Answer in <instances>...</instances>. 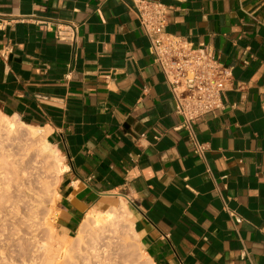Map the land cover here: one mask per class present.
Here are the masks:
<instances>
[{
    "label": "crops",
    "instance_id": "crops-1",
    "mask_svg": "<svg viewBox=\"0 0 264 264\" xmlns=\"http://www.w3.org/2000/svg\"><path fill=\"white\" fill-rule=\"evenodd\" d=\"M154 1L170 10L166 33L209 46L233 75L225 109L195 126L204 160L134 0H0V115L49 130L65 155L70 235L126 201L154 264H264V0ZM71 23L75 46L56 37Z\"/></svg>",
    "mask_w": 264,
    "mask_h": 264
},
{
    "label": "rangeland",
    "instance_id": "rangeland-1",
    "mask_svg": "<svg viewBox=\"0 0 264 264\" xmlns=\"http://www.w3.org/2000/svg\"><path fill=\"white\" fill-rule=\"evenodd\" d=\"M49 141L51 144H53L55 149L59 150L56 144L52 141L51 137ZM30 151L32 152V149H30ZM26 153L25 157H28V152ZM32 153H35L34 150ZM32 153L29 154V161L24 157V152L22 153V155L17 154L18 157L16 156V159L18 158L19 160L20 158L23 162H20L21 160H16L14 162L15 159L4 160L1 158L3 156H0V172L7 173L6 170H10L9 175L11 178V182L9 187L10 189H8L7 192H11L8 196H10V200L12 201L10 203V208L8 207L9 209L7 208V210L10 211L13 208L12 211H8L9 214H7L6 211V214L5 212L3 213L5 214V217H2L3 219L0 215V264H94L95 262L99 264H143L145 262V264H147L148 261L145 250L143 249L142 245L138 243V238H132L130 236V232L128 236L126 235L128 231L124 232L125 235L123 236V238H126L125 236H127L128 238V240L126 238V241H124L126 244L125 248H128V251L122 253L120 252L121 249H119L120 246L118 247V245H113L114 238H111L113 239V242L111 240L110 243L109 237H107L108 239L105 238L103 241V238H98L97 242L92 241V243H88L89 245L86 244L78 247L73 246L76 245L73 244V240L76 238L75 235H78L79 229H77L75 233H72L70 235L65 230L64 225L61 222L58 195L59 183L58 185L56 184L58 178L56 177V180L55 176L51 174L53 173L52 171L51 173H49V171L45 169L46 167H41V165H43L41 163H44L43 160H40L38 162V160L35 159L37 158V156L33 154L35 156L33 158ZM60 154L62 160L67 165L65 155L61 151ZM30 156H32V158L34 159L33 167L39 166L38 163H40L41 165L39 166V168L37 167L33 169L31 167L32 163L29 164L28 162H32L33 159ZM34 162H36L37 165H34ZM27 163L29 164V166L26 167ZM15 164H17V166ZM29 167L31 168V170ZM40 168L42 169V171ZM43 171L49 173L44 174V177L47 176V178L42 177L44 173ZM23 172H27L29 174L25 176L27 173L24 174ZM2 175L3 174H0V177H2ZM40 175L44 179L40 178ZM27 177H29V179ZM49 178L51 181L56 180V182H53V184L51 182L50 184ZM45 179L48 181L47 183L46 181H44ZM2 180H0V184L6 182V186H9L7 183L8 180ZM24 183L27 184L25 185L26 187L23 186ZM46 184H50L52 187L50 185L47 186ZM44 185H46L47 188L50 187L51 191H48L49 195L48 193L45 194V192L47 191L43 192V189H40V187H43ZM21 186L24 188H21ZM26 190H29V193L26 192ZM39 191L43 192V194H45V197L44 195L38 194ZM24 193L30 195L29 197L32 199L34 198V200H27V198L25 197L28 196H25ZM100 239L101 242H99ZM62 241L67 242V244L63 243ZM71 241L72 245H69ZM90 245L93 248H91ZM97 245V251H100H98V255V252L92 253L93 251H96L95 249ZM79 247H81V250L78 249ZM131 247H134L135 251L131 252ZM67 250H69V252ZM126 256L129 257V260L126 259ZM134 259H136V261H139H137L136 263H132V260ZM99 260L101 263L99 262Z\"/></svg>",
    "mask_w": 264,
    "mask_h": 264
},
{
    "label": "built area",
    "instance_id": "built-area-1",
    "mask_svg": "<svg viewBox=\"0 0 264 264\" xmlns=\"http://www.w3.org/2000/svg\"><path fill=\"white\" fill-rule=\"evenodd\" d=\"M140 28L150 42V54L160 68L173 94L175 113L182 118L179 129L187 132L193 153L204 160L208 145L199 140L195 126L209 115L225 109V93L233 85L231 69L215 58L212 48L195 47L180 37L166 33L167 5L154 0H134ZM57 40L75 46L79 28L75 23L57 27ZM237 225L242 217L229 211Z\"/></svg>",
    "mask_w": 264,
    "mask_h": 264
},
{
    "label": "bare ground",
    "instance_id": "bare-ground-1",
    "mask_svg": "<svg viewBox=\"0 0 264 264\" xmlns=\"http://www.w3.org/2000/svg\"><path fill=\"white\" fill-rule=\"evenodd\" d=\"M50 133L51 132L47 129L34 128V127H30L28 125H25L18 118H8V117H5L3 115H0V156H3L1 158L4 160L15 159L14 160V162H15L16 160H18V158L16 159V156L18 157L17 154L22 155V153L24 152L23 155L25 157V155L27 154L26 152H28V157H29V154H31L34 150L35 153H32V155L35 154L37 156V158H35V159H37L38 162L40 160H43V162H44V163H41L43 165L38 163L39 166L41 165V167L43 166V168L46 167L45 169H47L49 171V173H51V171H52L53 173H51V174H53L55 176V178L56 177L58 178V181L56 183L58 185L59 178H60L61 174L64 172L66 164L61 158L60 151L55 149L53 144L50 143V141H49V139L51 137ZM30 149H32V152L30 151ZM28 157H25V158L28 160ZM30 157L32 158V156H30ZM34 157L35 156L33 155V158ZM31 158H29V159H31ZM20 160L21 159L19 158L18 161H20ZM33 161H34V159L32 160V162L31 161L28 162L29 164L32 163L31 167L33 169H35L37 167L39 168V166L33 167ZM20 162H23V161L21 160ZM7 163H5V164H7ZM34 163H35L34 165H37L36 162H34ZM17 164H15V165L17 166ZM27 164H26V167L29 166V164L28 165ZM29 168H28V170H29ZM25 170H26V168H25ZM30 170H31V168H30ZM6 171H7V173L0 172V174H3L2 177H0V180H2V179L6 180V181L8 180L7 183L9 185V186H6L7 185V184H5L6 182L5 183L3 182L0 184V191H1V194H0V215H1V218L5 217L6 212H7V214H9L8 213L9 210H7V208L8 207L10 208V206H11L10 203L12 201V200H10V196H8V195H10L11 192H7L8 189H10L9 187H10V182H11L10 181L11 178L9 175L10 170L7 169ZM41 171H42V169H41ZM43 172L44 173H43L42 177H44V174L47 173L45 171H43ZM26 173H24V174H26ZM49 173H47V174H49ZM28 174L29 173H27L25 176H27ZM41 175H42V173H41ZM41 175H40V178H42ZM27 178L29 179V177H27ZM44 178H47V176ZM44 178H42V179H44ZM57 178H56V180H57ZM4 180H2V181H4ZM49 180H50V178H49ZM56 180H53V181L50 180V184H51V182L53 184V182H56ZM44 181H46V183L48 182L46 179ZM26 183H24L23 186L27 185ZM40 184H41V182H40ZM50 184H46V185L49 186ZM46 185H44L43 187H40V189H43V192L47 191V192H45V194H47L48 191L50 190V187H48L49 188L48 189ZM21 188H24V187L21 186ZM44 188H46L48 190H46ZM28 191L26 190V192H28ZM41 191H39L38 194L44 195V197H45V194H43V192H41ZM6 194H7V196H6ZM26 195H27V193L25 194V196ZM48 195H49V193H48ZM27 196L28 197H25V198H27V200L28 199H30L29 201L34 200V198L32 199L29 197L30 195H27ZM12 210H13V208H12ZM12 210H10V211H12ZM4 212H5V214H3ZM127 231H128V233H126L127 236L130 232V234H131L130 236L132 238L133 237L138 238L136 235V232L134 230V225L132 222V213L130 212L126 201L125 202L122 201L120 206L115 207V208H110L107 211H99V210L90 211L86 215L82 224L80 225L78 235H75L76 238L73 240V244H76L77 246L76 245H73V246L78 247V246H82V245H86V244L89 245L88 243H90V242L92 243V241L97 242L98 238H103L102 239V241H103L105 238L108 239L107 237H109L110 243H111V240L113 242V239H111V238H114V244L113 245L114 246L118 245V247L120 246L119 249H121L120 252L122 253V252L128 251L127 250L128 248H125L126 244L124 242V241H126L125 239L127 238V236H125L126 238H123V236L125 235L124 232H127ZM127 240H128V238H127ZM62 242L67 244V242H64V241H62ZM99 242H101V239ZM105 242H107V241H105ZM69 245H72V241ZM90 247L93 248L91 245H90ZM97 248H98V245L95 249L96 251H93L92 253L98 252L99 250L97 251ZM78 249L81 250V247H79ZM130 250H131V252L135 251L134 247H131ZM67 251L69 252V250H67ZM60 252H61V250H60ZM99 252L97 253V255L99 254ZM117 252H118V250H117ZM126 257H127L126 259L129 260V257L128 256H126ZM130 258H131V256H130ZM137 261H139V260H137ZM137 261H136V259H134V260H132V263L133 262L136 263ZM147 261H148L147 264H154V262L149 257H147ZM99 262H100V260H99ZM94 264H99V263L95 262ZM136 264H139V263H136ZM143 264H145V262Z\"/></svg>",
    "mask_w": 264,
    "mask_h": 264
},
{
    "label": "water",
    "instance_id": "water-1",
    "mask_svg": "<svg viewBox=\"0 0 264 264\" xmlns=\"http://www.w3.org/2000/svg\"><path fill=\"white\" fill-rule=\"evenodd\" d=\"M53 141V140H52Z\"/></svg>",
    "mask_w": 264,
    "mask_h": 264
}]
</instances>
